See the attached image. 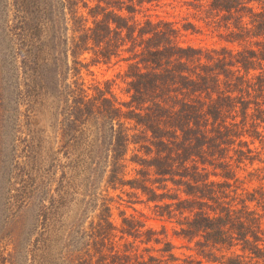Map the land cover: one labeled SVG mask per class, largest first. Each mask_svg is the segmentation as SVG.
<instances>
[{
  "label": "trees",
  "instance_id": "16d2710c",
  "mask_svg": "<svg viewBox=\"0 0 264 264\" xmlns=\"http://www.w3.org/2000/svg\"><path fill=\"white\" fill-rule=\"evenodd\" d=\"M151 1L0 0V264H264V0L190 2L239 50L185 45L174 22L144 14ZM113 60L127 64L128 100L82 76ZM52 91L74 145L52 153L48 178L83 167L93 182L102 168L104 188L61 178V197L20 160L16 189L3 183L17 142L44 160L34 116ZM12 110L26 121L13 127ZM70 188L86 204L76 222ZM168 224L196 256L176 253Z\"/></svg>",
  "mask_w": 264,
  "mask_h": 264
},
{
  "label": "rangeland",
  "instance_id": "374dc122",
  "mask_svg": "<svg viewBox=\"0 0 264 264\" xmlns=\"http://www.w3.org/2000/svg\"><path fill=\"white\" fill-rule=\"evenodd\" d=\"M193 1L194 0H152L150 3H144V5L148 8V10L144 14L149 15L152 19L156 21L159 19H165V20L174 22L177 25V27L181 29V41L185 45H193L196 47H206V48L222 47L226 45L236 50L243 48L242 44H239V43L229 44L223 41L220 38V35H219L220 33L218 31H215L209 25L207 20L203 19L204 14H201V13L196 14L195 9L192 7V5H190V2H193ZM144 14H140L139 17L141 18L142 15ZM188 23L194 24L195 27L193 28L187 27ZM126 70H127V64L125 62H117V60H113L110 63H99L96 65H91L89 68H86L82 71V76L84 78V81L88 85L94 84L95 82L112 83L115 94L120 100L124 101V100L129 99L128 94L126 93L127 84L124 78ZM52 92L55 96V99L54 98L46 99V101H44L45 106L43 107L41 113L38 116L36 115L34 116V121H35V124L37 125L36 129L39 131L38 133H40V137L42 141L41 143L42 148L40 152L44 155V160H39V162H36V161H33L32 158L26 157L27 154L25 153V145L17 142L16 143L17 146H15L14 150L11 152V155H10V160H13L12 164L9 165V167H7L8 170L12 169V172L11 174L8 175V178L5 179L3 183L10 186L12 190L16 189L15 185L17 183L16 181L17 176L14 174L13 168L17 166L15 164L16 160H20L21 162L27 161V167L29 168L33 166V164L35 166L38 165L36 168L41 169V170H38L37 172L38 177L40 178L39 181L42 180L43 185L48 186L47 188H50V189L56 188L57 189L56 193L58 194V196L63 197V189L59 185L60 184L59 180L61 178L65 179L63 185L66 187L73 186V182H75L76 188H78V185H87L84 188L94 187V186H96L97 188H102V187L104 188L105 187L104 176L106 175H104L102 168L100 169L101 173L99 174V179L93 181L95 183L87 182L83 180V179H88V178L93 177V175H90L89 172L85 173L83 167L80 168L79 172L78 170L71 171L67 167L65 169L68 172L67 178L63 174V172H57L54 179L48 178V173L46 170L50 169L51 164L54 162V160L50 161L52 153L53 152L57 153L58 150L62 147V145L68 141V139L70 140V144L72 145V147L74 145V141L71 140V137H68V136H73V133L70 131H67L66 139L63 142L61 141V135H60L62 133L61 122L63 120V116L61 114L63 112V104L61 103V100L59 99L58 95L54 93V91ZM27 104L28 103L25 101V103L22 106L23 113H24V110L29 109V105ZM12 113L15 118V124L13 125V127L16 126L17 121H20V123L22 124L26 121L25 118L17 114L16 110H12L10 114ZM10 128H12V125H10ZM21 135H24V133H22ZM86 136H88V133L85 132L84 137ZM12 142H15V139H13ZM37 146H38V141L34 140V152L35 150H37ZM256 146L260 147L259 141H256ZM13 147L14 146L11 145V149ZM69 151L72 153L75 152L74 153V159H75L76 155L78 154L77 149L76 151H74L73 148H70ZM34 152H32V154ZM65 160L66 158H62V163H64ZM84 160H87V158H85ZM100 175H101V178H100ZM69 191L71 194L70 200L75 204L76 199L74 198L76 197H72V196H76V194L73 192V188H70ZM120 192L121 191L113 192L111 190V194L114 195L116 198H117V195L120 194ZM85 206L86 204L82 201L81 203H78V205L75 204V208L72 207L73 211L70 212L71 222L77 221L76 215L80 216ZM117 206L118 205L116 204L115 205L116 208L114 209V214H115L114 219L116 223L119 224L121 222V218H120V210L117 209ZM135 206L136 208H138L139 210H142L144 213H146L149 217L152 218L149 220V224L155 227H158V228L161 226L162 222L153 219L154 215L147 206L143 204H136ZM121 209L127 210L129 214L135 213V211L132 208L122 206ZM61 212H63V210ZM58 226L60 228L59 224ZM173 226H174L173 224H168L169 236L175 242L177 246L175 250L176 253L181 256L184 254L186 255L193 254L194 256H196L197 255L196 250L189 249V248H194L195 243L189 242L185 238L174 235V230L172 229ZM200 258H202L203 260L202 264H213L207 261V259L203 257H200Z\"/></svg>",
  "mask_w": 264,
  "mask_h": 264
}]
</instances>
